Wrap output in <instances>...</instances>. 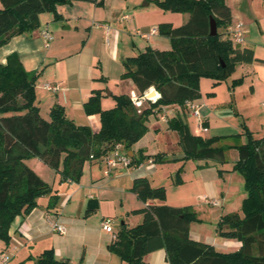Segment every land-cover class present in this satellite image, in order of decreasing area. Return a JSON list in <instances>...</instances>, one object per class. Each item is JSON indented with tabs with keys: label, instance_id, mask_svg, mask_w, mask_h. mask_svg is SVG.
<instances>
[{
	"label": "crops",
	"instance_id": "1",
	"mask_svg": "<svg viewBox=\"0 0 264 264\" xmlns=\"http://www.w3.org/2000/svg\"><path fill=\"white\" fill-rule=\"evenodd\" d=\"M149 1L146 0L144 5H150ZM262 1L224 0L231 12L230 26L240 23L244 31V42L232 44V47L235 50H252L254 60L236 65L234 72L224 81L216 83L211 79H200V97L192 101L197 107L198 117L184 111L185 123L192 135L229 137L220 145H240L246 141L241 135L244 124L255 138L264 137V25L255 12ZM137 8L128 0H104L101 6L89 0L59 5L56 8L58 19H54L51 13L40 14L36 30L11 36L0 46V65H5L7 58L15 54L26 72L37 73L35 105L43 120L49 121L51 108L58 105L68 120L97 133L100 117L96 112H86L85 105L89 99L98 94L102 111L112 110L115 98L120 96L137 100L142 109L148 107L133 82L123 79V62L148 47L170 50V41L158 36V26L169 24L179 27L189 19L187 13L154 18ZM254 23L257 31L252 34ZM152 30L156 32L151 33ZM226 30L223 33L227 38ZM43 33L51 35L49 43L43 38ZM239 79L242 83L232 87V81ZM152 91L157 95L154 103L160 95L154 88L147 92ZM176 114H181L177 105L156 108L146 122L144 137L129 150L120 146L119 152L135 160L140 158V154L148 153L150 157L151 143H155L154 153L163 155V163L177 162L183 170L185 162L179 161L183 157L178 145L179 136L168 129V121ZM236 135L241 136L233 138ZM105 157L85 162L78 183L61 181L54 170L37 158L24 161L51 187L52 193L38 198L37 206L28 215L17 216L11 223L9 244L5 248L0 244V250L4 249L10 256L7 264H35L34 259L45 250H52L57 260L68 264H126L110 252L112 234L102 229L103 220L111 219L114 223L111 227L116 233L121 224L132 228L141 223L140 215L131 214L135 210L154 205L172 208H184L180 205H186L185 189L178 193V201L150 200L146 203L131 191L137 178H146L152 188L163 187L154 178L150 180L156 171L147 167L154 164L152 159L138 166L111 168L107 166ZM237 160V150L231 149L227 152L225 164L193 161L192 182L202 193L197 196L198 204L220 210L209 218L198 214L197 221L189 226V238L193 242L210 245L219 253H233L241 247L240 242L219 237L216 231L223 216L239 213L234 209L246 196L243 177L233 170ZM166 168L170 174L175 169L173 166ZM185 184L183 180V185L176 189L184 188ZM210 200L216 201L218 206L209 205ZM173 201L180 203L179 206H173ZM50 203L51 208L48 207ZM53 224L63 227L64 234L54 231ZM144 262L168 264L163 249L144 256Z\"/></svg>",
	"mask_w": 264,
	"mask_h": 264
},
{
	"label": "trees",
	"instance_id": "2",
	"mask_svg": "<svg viewBox=\"0 0 264 264\" xmlns=\"http://www.w3.org/2000/svg\"><path fill=\"white\" fill-rule=\"evenodd\" d=\"M73 1L87 0H0V46L11 36L36 30L40 14L51 13L58 19L57 6ZM103 1L93 3L101 6ZM156 5L163 11L187 13L189 19L179 27L159 25V33L170 41V50L148 47L126 59L122 77L133 82L141 97L154 88L160 98L154 103L145 100L148 107L138 110L129 97L120 96L115 98L112 110L102 111L96 94L85 108L87 113L99 114L97 133L68 120L58 105L51 108L49 121L43 120L35 105L37 73L26 72L15 54L0 65V244L4 248L10 242L9 229L14 219L28 215L37 206L38 198L52 193L51 187L24 164L25 160L37 158L61 181L78 183L85 162L109 155L116 146L129 150L146 134V122L156 108L177 105L181 114L168 121V129L179 136L183 154L179 161L225 164L229 150L238 152L233 170L244 180L242 216H223L216 231L219 237L240 242L241 247L233 253H219L210 245L193 242L189 226L197 218L190 207L154 205L131 213L140 215L141 223L132 228L121 224L114 233L110 252L126 264H146L144 256L160 249L165 251L168 264H264V137L255 138L243 124L245 143L221 146L220 142L229 137L194 136L184 118L185 102L200 97L201 78L216 83L226 80L236 65L254 60L253 51L235 50L224 33L209 35L210 18L216 22L217 30H226L231 24V12L224 0H156ZM241 83V79L234 80L232 87ZM150 159L162 163L163 155L130 158V166ZM181 171L182 168L174 180L177 184L181 183ZM131 191L143 203L165 200L164 188H152L146 178L135 179ZM34 262L68 264L57 260L52 250H45Z\"/></svg>",
	"mask_w": 264,
	"mask_h": 264
},
{
	"label": "rangeland",
	"instance_id": "3",
	"mask_svg": "<svg viewBox=\"0 0 264 264\" xmlns=\"http://www.w3.org/2000/svg\"><path fill=\"white\" fill-rule=\"evenodd\" d=\"M128 1L135 3V5L138 7L137 8L138 10L152 14V16L154 18H158V16L159 17L160 16L161 17H163V16L167 17V16L172 15L171 12L163 11L160 8H158V6L156 5V1H153V0L149 1L150 5H148V6L144 5V4H147L146 0H128ZM255 12H257V15L260 18L262 25H264V0L262 1L261 6H256ZM157 30H158V28H157ZM251 30H252V34L256 33L257 27H256L255 23H254L253 27L251 28ZM217 32L223 33L224 30L220 29V30H217ZM255 35H257V34H255ZM158 36L161 38L164 37L159 33V31H158ZM224 36H225V33H224ZM135 104H136V108L138 110L142 109L140 107V105L138 104V102H135ZM153 145H155V143H151V147L149 149L150 157L155 156V153H156V152L154 153L155 149H153ZM148 156H149L148 153L140 154V157H148ZM144 161H146V160H144ZM169 166L175 167L174 171L171 174L168 173V170L166 168ZM147 167H150L152 169L153 168L156 169V171H154L153 175L150 177V180L152 178H154L155 182H158V184L163 185L164 190H165V200H175V199H177L176 201L180 200V199H178V196L180 194L179 192L181 190L185 189L187 192V196H186V199L184 201V202H186V205H180V207H190L193 210V213L196 216V218H197L198 214L202 215L204 218H209L214 212H217L220 210L219 208L218 209H212L208 206L204 207V206H200L201 204L200 205L198 204L197 196H199L202 193L197 189V187L194 186V184L192 182L191 177L194 173L193 161H191V160L185 161L183 170L180 173L181 183H179V184L174 182L176 174L180 169L179 163L170 162V161L167 163L166 162L165 163H163V162L162 163H158V162L155 163L154 162V164H150ZM183 180L186 182L185 186H183L184 188L176 189V187L183 185ZM176 201L175 202L173 201V203H172L173 206H179L180 203H177ZM241 206H242V203H239L237 205L236 209H234V210L238 211L240 215L242 214ZM109 220L111 221V226H113V224H114V223H112L113 221L111 219H109ZM119 223H120V221H118L117 224H119ZM132 224H134V223H132ZM212 235H213V232H212Z\"/></svg>",
	"mask_w": 264,
	"mask_h": 264
},
{
	"label": "built area",
	"instance_id": "4",
	"mask_svg": "<svg viewBox=\"0 0 264 264\" xmlns=\"http://www.w3.org/2000/svg\"><path fill=\"white\" fill-rule=\"evenodd\" d=\"M89 1L93 2L96 0H89ZM155 32L156 30L151 31V33H155ZM42 36L47 43H49L52 40V37L49 33H43ZM226 36L227 38L231 40L232 44L241 45L244 42V31H243L242 24L237 23L235 25L229 26L226 30ZM147 94L148 92L145 93L144 95H147ZM133 101L137 102V100H133ZM149 101L153 102L154 99L149 100ZM185 108L191 114V116L196 117V118L198 117L197 107L192 101L185 102ZM201 130L203 132L207 131V129H201ZM119 149H120V146H116L115 150L112 151L110 155L105 157L107 166L111 168H117V167L126 168L130 166V163H131L130 158L128 157L126 153L119 152ZM208 204L212 206H218V203L213 200L208 201ZM101 226L105 232L112 234V239L114 240L115 234L111 227V221L109 219H105L102 221ZM52 229L59 234H64V229L60 225L53 224ZM9 259H10V256L6 252H0V264H7Z\"/></svg>",
	"mask_w": 264,
	"mask_h": 264
},
{
	"label": "water",
	"instance_id": "5",
	"mask_svg": "<svg viewBox=\"0 0 264 264\" xmlns=\"http://www.w3.org/2000/svg\"><path fill=\"white\" fill-rule=\"evenodd\" d=\"M209 35L211 37H215L217 35V26L213 18H210L209 20ZM156 96H157L156 93L152 91L148 93L147 95H144L143 98L146 100H153L156 98Z\"/></svg>",
	"mask_w": 264,
	"mask_h": 264
}]
</instances>
